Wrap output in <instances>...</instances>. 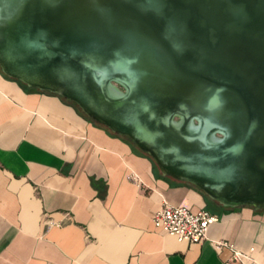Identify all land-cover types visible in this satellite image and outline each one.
<instances>
[{"label": "water", "instance_id": "1", "mask_svg": "<svg viewBox=\"0 0 264 264\" xmlns=\"http://www.w3.org/2000/svg\"><path fill=\"white\" fill-rule=\"evenodd\" d=\"M0 70L163 176L264 209V0H0Z\"/></svg>", "mask_w": 264, "mask_h": 264}, {"label": "crops", "instance_id": "2", "mask_svg": "<svg viewBox=\"0 0 264 264\" xmlns=\"http://www.w3.org/2000/svg\"><path fill=\"white\" fill-rule=\"evenodd\" d=\"M165 203L217 215L208 240L157 228ZM220 241L264 264V209L163 176L128 138L0 72V264H241Z\"/></svg>", "mask_w": 264, "mask_h": 264}, {"label": "built area", "instance_id": "3", "mask_svg": "<svg viewBox=\"0 0 264 264\" xmlns=\"http://www.w3.org/2000/svg\"><path fill=\"white\" fill-rule=\"evenodd\" d=\"M219 220L217 215L206 209L197 212L185 206H173L165 203L161 209L153 215V222L162 232L171 235L179 242L199 244L208 240V231L211 225ZM218 251L225 247L233 249V260L245 264L246 260H251L250 253H243L235 249L225 241L215 243ZM253 248L250 252H253Z\"/></svg>", "mask_w": 264, "mask_h": 264}, {"label": "trees", "instance_id": "4", "mask_svg": "<svg viewBox=\"0 0 264 264\" xmlns=\"http://www.w3.org/2000/svg\"><path fill=\"white\" fill-rule=\"evenodd\" d=\"M0 72H1V70H0ZM2 73V72H1ZM6 76V75H5ZM7 77V76H6ZM9 78V77H8ZM11 79V78H10ZM14 80V79H13ZM16 81V80H15ZM18 82V81H17ZM21 86H23V87H25V88H27V89H30V90H37V89H33V88H29V87H27L26 85H24L23 83H21V82H18ZM65 102H67V103H69V104H71V105H73L80 113H82L80 110H79V108L77 107V105L76 104H74V103H72V102H68L67 100H65L64 98H62ZM83 114V113H82ZM84 115V114H83Z\"/></svg>", "mask_w": 264, "mask_h": 264}]
</instances>
